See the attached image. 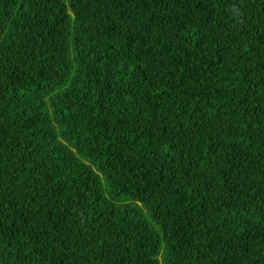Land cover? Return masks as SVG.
Returning a JSON list of instances; mask_svg holds the SVG:
<instances>
[{"label":"trees","instance_id":"trees-1","mask_svg":"<svg viewBox=\"0 0 264 264\" xmlns=\"http://www.w3.org/2000/svg\"><path fill=\"white\" fill-rule=\"evenodd\" d=\"M0 264H264V0H0Z\"/></svg>","mask_w":264,"mask_h":264}]
</instances>
